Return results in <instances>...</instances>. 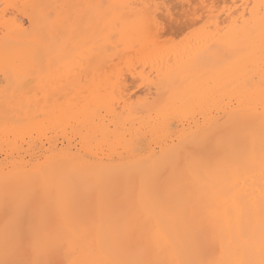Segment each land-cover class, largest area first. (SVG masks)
<instances>
[{
  "label": "snow or ice",
  "instance_id": "6c2138e0",
  "mask_svg": "<svg viewBox=\"0 0 264 264\" xmlns=\"http://www.w3.org/2000/svg\"><path fill=\"white\" fill-rule=\"evenodd\" d=\"M0 7L6 28L10 16L20 23L16 9H40L27 18L26 41L5 36L0 91L7 126L25 107L15 103L16 98L25 97L33 84L47 91L49 85L83 80L86 72H95L99 58L112 51L111 41L123 40L126 34L123 17L110 15L111 10L134 6ZM139 7L143 11L135 20L134 40L166 56L167 62L155 74L156 97L136 110L154 113L176 139L147 155L130 145L132 155L119 161L63 149L30 169L6 171L0 178V264H264V0L234 8L226 4L223 20L219 5L200 0ZM180 7L182 12L173 11ZM100 10L113 30H102L89 55L82 56L79 25L91 20V11ZM109 80L111 93L93 92L86 98L75 116L79 123L86 126L106 109L118 107L116 87L122 81L115 69ZM254 95L259 97L258 112L245 107L240 110L243 116L233 113L222 125L209 121L191 132L179 128L208 105L243 104L246 96ZM26 99L30 107L33 97ZM68 125L77 129L72 118L49 127ZM140 132L146 138L159 130L145 127ZM257 159L258 219L250 217L246 224L237 219L225 227L211 214L195 211L194 201L205 189L227 182L241 166L254 167ZM220 215L226 217L227 210ZM177 225L179 244L168 231Z\"/></svg>",
  "mask_w": 264,
  "mask_h": 264
},
{
  "label": "bare ground",
  "instance_id": "6f19581e",
  "mask_svg": "<svg viewBox=\"0 0 264 264\" xmlns=\"http://www.w3.org/2000/svg\"><path fill=\"white\" fill-rule=\"evenodd\" d=\"M187 2L189 0H35L31 5L104 4L134 7L111 10L110 15L123 17L122 27L126 34L123 40L117 37V40L111 41L112 51L99 58L101 66L95 72H86L83 80L77 77L75 82L65 80L62 84L49 85L47 91L38 84H33L26 90V96L33 97L31 106L28 107L26 96H18L15 103H23L25 107L11 116L7 126L4 120V98L0 91V178L6 171L15 173L30 169L44 157L59 153L63 149L95 153L97 159L119 161L132 155L127 150L130 145L139 148L140 155L159 153L162 148L170 145L176 136L162 128L155 114L147 108L143 112L136 110L138 106L147 105L156 97L159 77L155 74L162 64L166 66L167 57L161 56L147 44L134 40L135 20L137 14L143 11L139 6L164 3L182 6ZM200 2L219 5L217 12L223 20L228 15L227 12L221 11L224 5H231L233 8L237 4L259 5L261 0H200ZM26 8L27 17L40 11L31 7ZM173 11L182 12L183 8H174ZM90 15L91 20L86 18L78 29L77 39L80 41L79 52L82 56L89 55L90 49L98 42L97 38L102 34V30L109 32L113 30L108 23L109 17L103 10L91 11ZM22 25L21 22L14 23L5 27L4 32L1 33L0 60L4 54L6 33L9 40L28 39ZM176 38L178 40L179 37ZM113 69L119 73L122 81V85L116 87L115 101L118 107L114 111L106 109L99 120L89 121L86 126L79 123L75 116L79 108L87 102L86 98L91 99L93 92L111 93L109 76ZM245 107H251L258 112L261 107L258 95L246 96L243 104L232 103L219 107L208 105L205 111L181 123L179 128L191 132L209 121L222 125L233 113L243 116L240 110ZM68 118H72V123L77 124L75 131L71 125L59 129L49 127ZM16 120L23 121V125L15 123ZM145 127L158 129V135H149L145 138L140 132ZM81 134L84 140H77L76 137ZM123 189L124 181L121 178L119 184L121 195ZM197 195L200 196V193L198 192ZM260 202L261 181L257 159L254 167L241 166L227 182L218 184L215 189H205L200 199L194 201V208L202 215L211 214L227 227L228 223L237 219L242 224H246L250 217L258 219ZM225 210L228 213L226 217L220 215ZM191 211L192 209L189 210L190 213ZM168 231L169 238L179 244L180 225L170 227Z\"/></svg>",
  "mask_w": 264,
  "mask_h": 264
},
{
  "label": "rangeland",
  "instance_id": "374dc122",
  "mask_svg": "<svg viewBox=\"0 0 264 264\" xmlns=\"http://www.w3.org/2000/svg\"><path fill=\"white\" fill-rule=\"evenodd\" d=\"M34 1L35 0H0V5L12 4V5L25 6V5H31ZM25 8L26 7H20L15 10L16 16H18L19 21L23 24L22 26L24 29L28 27V23H27L28 17L25 14L27 8L26 9ZM13 20H14L13 16H10L8 18V26L14 24ZM4 30H5V18L3 16V8L0 7V35L1 33L4 32ZM175 39L177 38L175 37Z\"/></svg>",
  "mask_w": 264,
  "mask_h": 264
}]
</instances>
